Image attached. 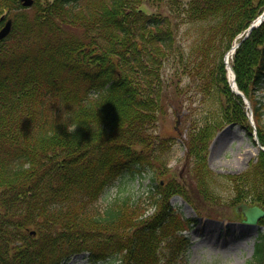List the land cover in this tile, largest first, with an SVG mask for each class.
Wrapping results in <instances>:
<instances>
[{
  "label": "trees",
  "instance_id": "obj_1",
  "mask_svg": "<svg viewBox=\"0 0 264 264\" xmlns=\"http://www.w3.org/2000/svg\"><path fill=\"white\" fill-rule=\"evenodd\" d=\"M263 9L264 0H35L30 9L0 0V14L12 18L0 45V264H58L81 251L94 261L120 254V264H172L187 245L174 231L186 222L169 205L172 194L196 210L220 200L264 208V152L237 174L207 164L222 126L251 137L222 58ZM231 65L264 145V20ZM183 95L206 110L186 129L176 172L163 166L171 141L153 132L167 107L182 109ZM133 171L154 186L133 201L99 202ZM259 239L253 254L264 264Z\"/></svg>",
  "mask_w": 264,
  "mask_h": 264
},
{
  "label": "rangeland",
  "instance_id": "obj_2",
  "mask_svg": "<svg viewBox=\"0 0 264 264\" xmlns=\"http://www.w3.org/2000/svg\"><path fill=\"white\" fill-rule=\"evenodd\" d=\"M140 9L149 12L150 8L142 6ZM182 42L184 45L187 44L184 38ZM167 69L169 71V67ZM204 109L202 108L199 114L191 116V113L188 114L186 110L178 113L170 108L163 117L159 118L156 133L162 137L174 138L171 156L163 163L167 170L180 168V160L184 151L182 139L185 138V117L192 120L199 119ZM214 141L209 149V166L217 173L245 171L249 161L254 159L258 152L257 146L239 126L224 127L218 132ZM154 184L155 182L150 180L146 173L133 176L127 172L106 188L101 196L102 201L117 196L133 201L152 188ZM224 194H229V192ZM171 205L178 209L184 217L193 220L191 228L183 232L190 243L181 258L178 257L176 264H254L252 261L253 246L257 242V235L263 231L257 226L250 227L240 222H234L236 223L234 227L220 224L221 222L230 223L223 218L234 216L233 206L205 203L200 205L197 211H193L178 196L171 199ZM215 216L221 219L216 221L207 219ZM116 263L115 260L110 259L96 264ZM62 264L92 263L89 262L87 254H79Z\"/></svg>",
  "mask_w": 264,
  "mask_h": 264
},
{
  "label": "water",
  "instance_id": "obj_3",
  "mask_svg": "<svg viewBox=\"0 0 264 264\" xmlns=\"http://www.w3.org/2000/svg\"><path fill=\"white\" fill-rule=\"evenodd\" d=\"M23 6H29L32 3V0H21ZM262 17L260 18V20ZM259 20V21H260ZM255 25H252L249 28V31L254 27ZM10 27V21H7L4 25V27L0 30V39H2L9 31ZM241 211L243 212L244 216L246 217L245 222L248 224H254L257 219L264 216V211L257 207L247 208L245 206H241Z\"/></svg>",
  "mask_w": 264,
  "mask_h": 264
},
{
  "label": "bare ground",
  "instance_id": "obj_4",
  "mask_svg": "<svg viewBox=\"0 0 264 264\" xmlns=\"http://www.w3.org/2000/svg\"><path fill=\"white\" fill-rule=\"evenodd\" d=\"M229 74H230V77H231V71L229 70ZM220 224H222V225H228V224H226L225 222H222V223H220ZM231 226H235V224L234 225H231Z\"/></svg>",
  "mask_w": 264,
  "mask_h": 264
}]
</instances>
